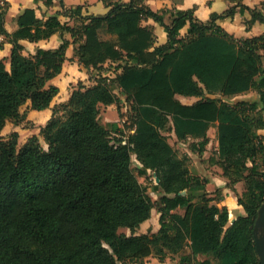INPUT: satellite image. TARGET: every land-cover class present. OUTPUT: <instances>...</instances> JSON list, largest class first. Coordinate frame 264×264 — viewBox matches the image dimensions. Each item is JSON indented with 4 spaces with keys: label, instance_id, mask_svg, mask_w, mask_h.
I'll return each instance as SVG.
<instances>
[{
    "label": "trees",
    "instance_id": "trees-1",
    "mask_svg": "<svg viewBox=\"0 0 264 264\" xmlns=\"http://www.w3.org/2000/svg\"><path fill=\"white\" fill-rule=\"evenodd\" d=\"M36 1L51 6L54 0ZM103 1L104 14L84 15L81 6L65 11L76 18L74 25L57 15L41 19L27 8L11 33L5 25L9 3L0 0V36L12 44L10 69L0 59V132L8 121H26L21 108L27 101L43 110L58 95L49 81L66 60L71 42L64 33L71 34L82 69L110 63L115 70L92 85L78 82L67 102L52 109L40 128L46 148L36 135L21 147L18 132L0 138V264H143L150 256L163 262L174 255L180 264H259L252 230L264 203V34L238 38L219 20L249 12L250 28L264 22V2L259 9L228 0L225 11L202 20L196 6L154 10L146 0ZM149 19L165 40L144 24ZM55 33L63 39L58 48L23 53L21 40ZM117 88L129 105L134 131L128 135L116 122L100 120L102 105L122 100ZM253 89L258 101L232 100ZM178 95L198 99L186 104ZM211 126L219 146L210 161L245 211L231 225L227 206L216 204L224 199L222 189L210 195L191 156L180 155L164 134L193 139L190 149L202 155ZM132 154L142 167H133ZM148 170L159 178V202L138 179ZM242 181L239 196L235 185ZM156 206V232H119L138 228Z\"/></svg>",
    "mask_w": 264,
    "mask_h": 264
},
{
    "label": "crops",
    "instance_id": "crops-1",
    "mask_svg": "<svg viewBox=\"0 0 264 264\" xmlns=\"http://www.w3.org/2000/svg\"><path fill=\"white\" fill-rule=\"evenodd\" d=\"M4 1V0H1ZM9 3V7L5 17V25L9 32H14L18 28L17 19L23 13V11L27 8L35 9L36 15L39 18L46 19L50 16L57 15L59 20L62 23H68L70 25H74L77 23L75 17H71L66 15L64 12L70 9H75L81 6L82 13L84 15L89 14H104L108 11V7L103 0H54L51 6H46L44 1H36V0H5ZM128 1V0H123ZM264 0H244L243 3L252 7V8H263ZM146 3L150 5V7L154 10H161L165 8H175V9H187L193 6H196L195 14L198 18L202 20H208L212 12H223L232 3L228 0H146ZM250 18L249 12H245L241 14L237 12L233 18H224L220 19L219 23L230 33L234 34L238 38L244 37H253L264 34V22L256 21L250 28L246 27L245 21ZM144 24L154 25L156 31L159 34L160 40H165L166 33L162 30V28L155 23L152 19H149L144 22ZM63 38L68 39L71 43L66 50V60L63 64L62 72L49 81V84L56 85L59 87L58 95L53 99L50 107L43 110H35L31 107V102L27 101L21 108L22 112L26 113V121L23 123L16 125L11 121H8L4 129L0 132V135H8L12 132L19 133V146H22L28 138L31 136H38L40 141H43L42 136L40 135V128L44 126L47 121L52 116V109L64 102H67L69 99L71 92L75 85L78 82H83L87 85H90V77L97 76V74L101 73V69H94L91 71H85L80 66L77 58L74 55V44L72 43V36L70 33L66 32L63 35ZM3 41L4 47L0 50V59L3 60L7 69H10V54L12 44L4 39L3 36H0V42ZM24 45L23 53L25 55L33 54L36 52L38 48L45 49H55L58 48L63 42L62 37L59 33H55L48 39H42L39 41H29V40H21L20 41ZM263 65H264V57H263ZM93 71V72H92ZM92 72V75H91ZM106 76V74H103ZM89 83V84H88ZM116 90L120 91L119 88ZM117 92V91H116ZM178 99L186 104H190L195 102L198 98L196 97H185L178 95ZM259 92L255 89L248 91L244 94H239L235 96L232 100H246V101H258L259 100ZM121 99H123L121 97ZM26 123H30V127L26 126ZM264 136V129L260 131ZM175 135V134H174ZM209 136V144L206 147V150L202 155H198L190 149V144H187L185 151L194 159L192 166L196 169V171L202 176L208 179L207 191L212 192L213 187L221 188L222 194L224 195V205L228 206L229 211V221L228 225H231L238 216L245 215L244 208L242 205L238 204L236 193L233 195V191L226 187L227 179L223 176L222 169L215 163H212L211 158H207V155L210 154L209 149H213L215 154L218 150V137H217V128L212 126L208 130ZM176 137V136H175ZM196 157L198 159L196 160ZM203 157L205 160H202ZM210 167L211 169H208ZM214 170V171H213ZM238 182L235 187L237 188V192L241 193L244 191H240ZM212 188V189H211ZM211 189V190H210ZM213 195V194H210ZM222 202V201H220ZM220 202H216L220 206ZM226 203V204H225ZM153 211V210H152ZM178 213H183V209L179 208L176 210ZM232 212L234 215H232ZM157 213H151V216L146 221L142 222L137 229H142L143 226L149 225L152 223L154 225L155 222H152L153 219L156 221ZM160 225H158L157 230ZM149 231H140L139 233H148ZM151 232V231H150ZM156 232V231H155ZM189 250H186L185 253H188ZM199 259H204L205 257L202 255L198 256ZM133 264V263H131ZM167 264V263H163ZM172 264H180L178 262H172Z\"/></svg>",
    "mask_w": 264,
    "mask_h": 264
},
{
    "label": "rangeland",
    "instance_id": "rangeland-1",
    "mask_svg": "<svg viewBox=\"0 0 264 264\" xmlns=\"http://www.w3.org/2000/svg\"><path fill=\"white\" fill-rule=\"evenodd\" d=\"M101 36H102V38H107L108 37L107 34L104 31L101 32ZM92 72H91V75H92ZM114 72H115V70H114L113 65H111L110 63H108V64H106V65H104L102 67L101 73H99L97 75L100 76V75L106 74V76H110L111 77V76H114ZM95 78H97L96 75L90 77V82H91L90 85H92L94 83V79ZM77 84L75 86H77ZM116 91H117V93L123 99L117 105H110V106H104V105H102L101 106L100 120L104 124H109V123H113V122L115 123L116 122V124H118V126H120V128H123L124 129L125 134L128 135L129 133H132L134 131V130H130L129 129V122H128L129 105L125 101V98H124V96H122V94L120 93V91H118V90H116ZM30 125H31L30 123H26V126H29L30 127ZM164 134L167 136L168 141L173 145V147L179 152L180 155H182L184 153H187L185 151V148H186L187 144H190L193 141V139H189V140H187L185 142H182V141H179L175 137V135H174L173 132L165 131ZM9 135L10 134H8V135H0V138L1 137H7ZM112 135L114 136V138L121 137V134L120 133H116L114 131L112 132ZM40 142H41V144L45 148L47 147V145L44 142V140L43 141H40ZM18 147H21V146H19V144H18ZM209 151H210V154L207 155V158L208 159L211 158L212 156H214L215 158H218V155L215 154V152H214V150L212 148L209 149ZM201 158H202V160H205L203 157H201ZM262 158H263V156L259 160L260 163H262V160H263ZM197 159H198V157H196V160ZM193 162H194V159L192 158L191 165L193 164ZM132 165H133V167L135 169L142 167L141 163L137 160V157H136L135 154H132ZM208 169H211V168L208 167ZM138 179L146 187L148 193L151 195V197L153 198V200H156V202H159L160 193L157 192V190H155V186H156V184H158V180H157V178L155 176V173L153 171L148 170L145 175H143V176H139L138 175ZM245 188H246V184H245L244 181H242V183H239V189H240V191H242ZM212 190L213 191L211 193L209 192V194H213L212 196H218V194H219L218 193L219 188L213 187ZM235 191L237 192V188L236 187H235ZM243 192H241V193L237 192V194L239 196H242L243 195L242 194ZM232 193H233V195H235V192L234 191ZM226 199L225 200H222V202H220V206H226L223 203L224 201H226ZM227 208H228V206H227ZM152 212L153 213H157V206L153 209ZM232 215H234L233 212H232ZM156 218H157L156 221H154V219L152 221V222H155L154 225L152 223H149V225L143 226L142 229H137V228L136 229H130V228H127V227H120L119 228V232H123V233H126L128 235L133 234V233L136 234V233H138V232H140L142 230L143 231H149V232L150 231L151 232H155V231H157V228H158V225H159L158 215H157ZM178 260H179V256L178 255H174L172 257H168L163 262H161L156 256H150L149 258H147L144 261L143 264H163V263L172 264V262H178ZM119 264H122V263L119 262ZM133 264H135V263H133Z\"/></svg>",
    "mask_w": 264,
    "mask_h": 264
},
{
    "label": "water",
    "instance_id": "water-1",
    "mask_svg": "<svg viewBox=\"0 0 264 264\" xmlns=\"http://www.w3.org/2000/svg\"><path fill=\"white\" fill-rule=\"evenodd\" d=\"M158 182L159 178L156 177ZM253 239L255 251L259 260V264H264V203L258 210L257 217L254 222Z\"/></svg>",
    "mask_w": 264,
    "mask_h": 264
}]
</instances>
